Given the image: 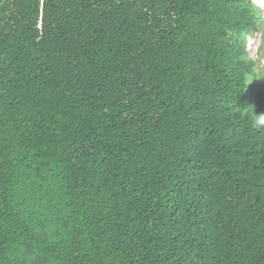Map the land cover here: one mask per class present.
I'll return each mask as SVG.
<instances>
[{
    "label": "trees",
    "instance_id": "trees-1",
    "mask_svg": "<svg viewBox=\"0 0 264 264\" xmlns=\"http://www.w3.org/2000/svg\"><path fill=\"white\" fill-rule=\"evenodd\" d=\"M252 0H0V264H264Z\"/></svg>",
    "mask_w": 264,
    "mask_h": 264
},
{
    "label": "rangeland",
    "instance_id": "rangeland-1",
    "mask_svg": "<svg viewBox=\"0 0 264 264\" xmlns=\"http://www.w3.org/2000/svg\"><path fill=\"white\" fill-rule=\"evenodd\" d=\"M261 14L264 19V8L261 9ZM255 35L254 39L251 41L250 56L256 60V73L258 83L264 80V28L259 30L257 33L250 34ZM248 39V35L246 40Z\"/></svg>",
    "mask_w": 264,
    "mask_h": 264
},
{
    "label": "clouds",
    "instance_id": "clouds-1",
    "mask_svg": "<svg viewBox=\"0 0 264 264\" xmlns=\"http://www.w3.org/2000/svg\"><path fill=\"white\" fill-rule=\"evenodd\" d=\"M252 3L257 7L264 8V0H252ZM257 33V32H256ZM256 37L255 35H248V39L246 40V49L250 53L251 49V41ZM256 129L264 128V116H259L254 118L253 125Z\"/></svg>",
    "mask_w": 264,
    "mask_h": 264
}]
</instances>
